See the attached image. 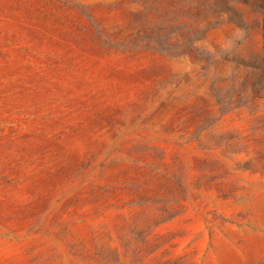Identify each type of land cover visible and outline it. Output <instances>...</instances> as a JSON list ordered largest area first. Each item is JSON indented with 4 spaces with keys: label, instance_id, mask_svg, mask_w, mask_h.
<instances>
[{
    "label": "rangeland",
    "instance_id": "1",
    "mask_svg": "<svg viewBox=\"0 0 264 264\" xmlns=\"http://www.w3.org/2000/svg\"><path fill=\"white\" fill-rule=\"evenodd\" d=\"M0 264H264V0H0Z\"/></svg>",
    "mask_w": 264,
    "mask_h": 264
},
{
    "label": "bare ground",
    "instance_id": "2",
    "mask_svg": "<svg viewBox=\"0 0 264 264\" xmlns=\"http://www.w3.org/2000/svg\"><path fill=\"white\" fill-rule=\"evenodd\" d=\"M25 32H22V35L24 34Z\"/></svg>",
    "mask_w": 264,
    "mask_h": 264
}]
</instances>
